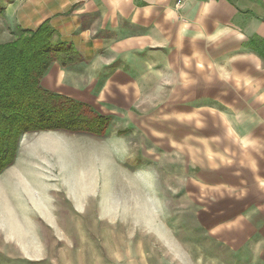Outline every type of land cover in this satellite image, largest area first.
Segmentation results:
<instances>
[{"label": "rangeland", "instance_id": "rangeland-1", "mask_svg": "<svg viewBox=\"0 0 264 264\" xmlns=\"http://www.w3.org/2000/svg\"><path fill=\"white\" fill-rule=\"evenodd\" d=\"M82 59L80 90L98 61ZM101 85L64 94L97 131L26 134L0 174V264H264V222L217 183L209 127L168 118L143 83L113 101Z\"/></svg>", "mask_w": 264, "mask_h": 264}, {"label": "crops", "instance_id": "crops-1", "mask_svg": "<svg viewBox=\"0 0 264 264\" xmlns=\"http://www.w3.org/2000/svg\"><path fill=\"white\" fill-rule=\"evenodd\" d=\"M1 1L9 35L47 20L84 61L98 59L82 69L92 78L86 89L67 86L74 71L57 62L44 88L90 93L102 84L99 98L113 101L143 83L168 118L209 127L217 183L240 187L244 207L255 205L264 222V0Z\"/></svg>", "mask_w": 264, "mask_h": 264}, {"label": "trees", "instance_id": "trees-1", "mask_svg": "<svg viewBox=\"0 0 264 264\" xmlns=\"http://www.w3.org/2000/svg\"><path fill=\"white\" fill-rule=\"evenodd\" d=\"M82 61L80 52L62 41L47 20L0 42V174L14 163L26 134L98 130L84 114V103L42 86L54 62L74 69Z\"/></svg>", "mask_w": 264, "mask_h": 264}, {"label": "built area", "instance_id": "built-area-1", "mask_svg": "<svg viewBox=\"0 0 264 264\" xmlns=\"http://www.w3.org/2000/svg\"><path fill=\"white\" fill-rule=\"evenodd\" d=\"M178 2H180V1H178Z\"/></svg>", "mask_w": 264, "mask_h": 264}]
</instances>
